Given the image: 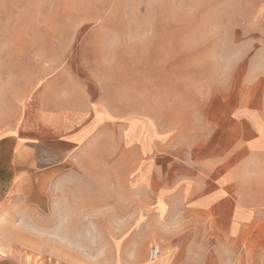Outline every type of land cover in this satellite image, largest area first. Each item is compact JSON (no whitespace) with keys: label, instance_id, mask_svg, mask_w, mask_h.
<instances>
[{"label":"rangeland","instance_id":"1","mask_svg":"<svg viewBox=\"0 0 264 264\" xmlns=\"http://www.w3.org/2000/svg\"><path fill=\"white\" fill-rule=\"evenodd\" d=\"M263 5L0 0V137H16L13 151L0 142L8 248L30 264H137L152 249L165 264H230L213 214L175 196L205 184V167L166 152L184 122L196 126L210 87L199 82L227 71ZM76 124L87 136L69 148Z\"/></svg>","mask_w":264,"mask_h":264},{"label":"crops","instance_id":"2","mask_svg":"<svg viewBox=\"0 0 264 264\" xmlns=\"http://www.w3.org/2000/svg\"><path fill=\"white\" fill-rule=\"evenodd\" d=\"M199 84L210 87L205 90L200 108L195 113L196 126L189 128L184 122L180 138L176 144L175 139H171L166 154L173 166H204L203 177L197 180L205 184H194L187 193H175V196L188 199L186 205L191 213L213 214V228L215 233L220 234L215 238L214 245L225 247L224 252L229 247L230 264L262 262L264 5L261 12L251 22L246 23L240 46L237 45L227 71L215 69L213 74L203 77ZM76 126L73 135L67 138L69 148L87 136V131L83 130L81 124ZM17 130L18 138L21 137L22 140L30 133L24 120ZM15 138L14 133L0 137V142H6L3 143V149L9 148L13 151L12 142ZM16 148L24 151L25 144L16 142ZM2 156L8 155L5 153ZM16 158L19 156H15ZM4 164H7L6 161ZM8 195L9 193H0V246L4 251L0 254V264H30L23 254L12 252L8 248L17 241L9 236L8 231ZM22 242L18 244L30 245V241ZM163 256L160 251L158 259L145 262V257L137 253V264H165L166 259Z\"/></svg>","mask_w":264,"mask_h":264},{"label":"built area","instance_id":"3","mask_svg":"<svg viewBox=\"0 0 264 264\" xmlns=\"http://www.w3.org/2000/svg\"><path fill=\"white\" fill-rule=\"evenodd\" d=\"M1 254V253H0ZM160 256V251L158 249H153L150 253V259L151 260H156Z\"/></svg>","mask_w":264,"mask_h":264},{"label":"bare ground","instance_id":"4","mask_svg":"<svg viewBox=\"0 0 264 264\" xmlns=\"http://www.w3.org/2000/svg\"><path fill=\"white\" fill-rule=\"evenodd\" d=\"M1 249V248H0Z\"/></svg>","mask_w":264,"mask_h":264}]
</instances>
